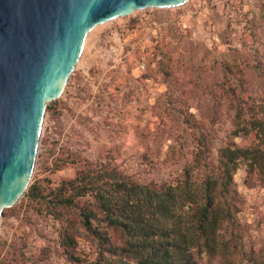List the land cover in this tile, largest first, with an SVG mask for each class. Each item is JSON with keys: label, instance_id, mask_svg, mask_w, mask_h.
Instances as JSON below:
<instances>
[{"label": "rangeland", "instance_id": "374dc122", "mask_svg": "<svg viewBox=\"0 0 264 264\" xmlns=\"http://www.w3.org/2000/svg\"><path fill=\"white\" fill-rule=\"evenodd\" d=\"M232 145L264 150V0H189L94 26L44 112L25 191L35 186L42 199L24 193L0 217V264H128L79 225L75 210L50 213L53 195L101 168L175 185L194 160V176L216 171L220 150ZM261 166H239L233 220L217 253L194 252V264H264ZM71 222L67 254L60 234Z\"/></svg>", "mask_w": 264, "mask_h": 264}, {"label": "trees", "instance_id": "16d2710c", "mask_svg": "<svg viewBox=\"0 0 264 264\" xmlns=\"http://www.w3.org/2000/svg\"><path fill=\"white\" fill-rule=\"evenodd\" d=\"M242 163L250 170L261 168L264 150L226 146L219 152L216 171L194 176L192 167L198 166L194 160L175 185L142 184L106 168L81 172L53 195L47 209L58 217L57 208L75 210L79 225L101 245L109 243L112 255L128 264H194V252L217 253L223 224L233 220V175ZM25 196L42 199L35 186ZM94 223L111 232L112 239L100 234ZM72 227L73 222L60 234L67 254L75 244Z\"/></svg>", "mask_w": 264, "mask_h": 264}, {"label": "water", "instance_id": "95a60500", "mask_svg": "<svg viewBox=\"0 0 264 264\" xmlns=\"http://www.w3.org/2000/svg\"><path fill=\"white\" fill-rule=\"evenodd\" d=\"M189 0H0V217L24 195L47 105L94 26Z\"/></svg>", "mask_w": 264, "mask_h": 264}]
</instances>
